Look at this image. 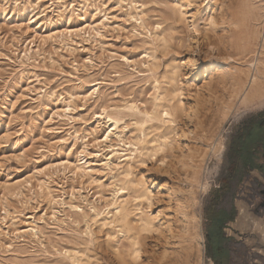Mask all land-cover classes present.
<instances>
[{"label": "rangeland", "instance_id": "rangeland-1", "mask_svg": "<svg viewBox=\"0 0 264 264\" xmlns=\"http://www.w3.org/2000/svg\"><path fill=\"white\" fill-rule=\"evenodd\" d=\"M263 30L264 0H0V264H179L197 230L192 264H264Z\"/></svg>", "mask_w": 264, "mask_h": 264}, {"label": "bare ground", "instance_id": "bare-ground-1", "mask_svg": "<svg viewBox=\"0 0 264 264\" xmlns=\"http://www.w3.org/2000/svg\"><path fill=\"white\" fill-rule=\"evenodd\" d=\"M188 2H190V1H188ZM184 16V15H183ZM215 17V16H214ZM221 17H223V15H221ZM254 19V18H253ZM215 21V20H214ZM213 21V22H214ZM212 22V23H213ZM157 28V27H156ZM264 31V30H263ZM261 39V38H260ZM260 41V40H259ZM228 43V42H227ZM231 58V57H230ZM254 63V62H253ZM196 64H197V60L196 59H189V60H187L186 62H185V65L190 69V68H192V67H195L196 66ZM220 65V61H212V62H210V64L209 65H206V66H204L205 67V72H208L209 70H215L216 69V66H219ZM197 66H199V65H197ZM188 68H187V70H188ZM252 69H253V67H252ZM189 71V70H188ZM199 72V71H198ZM264 73V72H263ZM220 75H221V79L222 80H225L226 81V79H229V80H231L233 83H237L238 84V88L240 89V88H242V86H243V84H244V81H242V80H239V81H237L236 80V78L234 77V76H227V74H226V72L225 71H221V73H220ZM262 76V77H261ZM219 79V78H218ZM227 82H228V80H227ZM247 82H248V84H247ZM209 83V82H208ZM212 83V82H211ZM226 83V82H225ZM222 84H224V83H222ZM228 84V83H227ZM247 84V88H246V91H245V93H244V95H243V98H242V102H243V104L247 107V108H253V107H260V106H264V77H263V75L261 74V72H260V70H258L257 69V71H255V72H251V74H249V76L247 77V80H246V83H245V85ZM245 89V88H244ZM96 90H97V88H94V92L93 93H95L96 92ZM94 95V94H93ZM161 96V95H160ZM233 97V96H232ZM156 98H158V96H156ZM195 100H193V102H194ZM226 101V100H225ZM193 102H190L191 104L193 103ZM196 102V101H195ZM201 103V102H200ZM196 104V103H195ZM198 104V103H197ZM200 105V104H199ZM197 106V105H196ZM195 106V107H196ZM191 107V106H190ZM194 107V106H193ZM195 107H194V109H195ZM200 108V107H199ZM223 108H225V110L226 109H230V106H229V104H225L224 105V107ZM193 109V110H194ZM194 111H196V110H194ZM190 112H192V109H191V111ZM189 112V113H190ZM198 112V111H197ZM164 113H165V115H167V116H169V117H171L172 115H173V111H172V107L171 106H169V107H166L165 108V111H164ZM181 113V112H180ZM193 113V112H192ZM199 113V112H198ZM222 113H224V112H222ZM193 114H196V113H193ZM221 114V113H220ZM190 115V114H189ZM200 115V114H199ZM222 115V114H221ZM198 116V115H197ZM195 117H196V115H195ZM200 117V116H199ZM109 119H112L113 120V123H112V125H113V128H112V130L111 131H113L114 129H116V124H117V122H116V120H114L113 118H111V117H109ZM200 119V118H199ZM198 121V120H197ZM193 127V126H192ZM188 130V129H187ZM180 131H182V130H180ZM189 132V131H188ZM111 135V132H109L107 135H106V138H108V136H110ZM184 136H186V135H184V132H183V134H181L180 135V137L182 138V137H184ZM187 137V136H186ZM185 138V137H184ZM186 139V138H185ZM187 140V139H186ZM215 141V140H214ZM214 143V142H213ZM138 143H133L132 145H133V149L131 150V152H136V151H140L141 152V150H140V148H139V146L140 145H137ZM190 144H191V142H190ZM188 143H185L184 145H183V148L184 149H188ZM213 145V144H212ZM180 146V145H179ZM191 146H192V144H191ZM225 147V145L223 144V142L222 141H220V140H218L217 142H215L214 143V145H213V151H215V152H217V151H222L223 150V148ZM176 148V147H175ZM190 148V147H189ZM193 149V148H192ZM195 150V149H194ZM212 150V149H211ZM155 151H156V149H155ZM158 151V150H157ZM196 151V150H195ZM195 151H193L192 150V152H195ZM191 152V153H192ZM190 153V152H189ZM194 154V153H193ZM192 154V155H193ZM208 155V154H207ZM132 156V155H131ZM194 156V155H193ZM221 156V155H220ZM190 157H191V155H190ZM189 157V158H190ZM196 157V156H195ZM110 158H112V157H109L108 159H110ZM132 158V157H131ZM192 158V157H191ZM190 158V160H192ZM126 159H129V157H125L123 160H126ZM193 161H195L196 162V160H194L193 159ZM107 164H109V162H107ZM130 164V163H129ZM194 164H196V163H194ZM193 164V165H194ZM186 165V164H185ZM196 166H198L197 164H196ZM191 167V166H190ZM193 167H195V166H192L191 168H193ZM189 168V167H188ZM190 168V169H191ZM195 168H197V167H195ZM189 169V171L191 172V170ZM194 169V168H193ZM192 172H193V177L194 178H197V176H198V174H199V170H192ZM188 173V172H187ZM189 176V175H188ZM207 185L208 184H204L203 185V189H205L206 190V188H208L207 187ZM161 186V185H160ZM202 186V185H201ZM134 191V190H133ZM193 191V190H192ZM192 191H190L189 190V192H191L192 193ZM194 192V191H193ZM142 195H144V196H146L148 199H149V197H150V195H149V193L148 192H142ZM119 196V195H118ZM114 202H113V211H114V214L115 215H119V214H122L123 213V211H124V209H125V202L124 201H121V200H118V199H115V200H113ZM138 203V202H137ZM145 208V207H144ZM163 214V213H162ZM183 215V214H182ZM184 215H186V213L184 214ZM185 217V216H184ZM115 218V217H114ZM151 218V217H150ZM251 217H250V215H249V213H248V211H242V215H241V218L239 219L240 220V224H242L244 227L245 226H247L248 224L250 225V229H251V225H253V228H254V232H255V235L258 237V239L260 240V243L262 244V245H264V224H263V222L262 221H260V220H257V219H251L252 220V222L250 223L249 222V219H250ZM122 219V218H121ZM164 219V218H163ZM124 221V220H123ZM164 225V224H163ZM162 225V226H163ZM175 225V224H174ZM152 226H153V223H152V220L151 219H146V220H144L143 221V224H142V227H143V229L144 230H149V229H151L152 228ZM184 228H186V227H184ZM163 229V228H162ZM165 229V228H164ZM172 229V228H171ZM171 229H170V231H171ZM181 229V228H180ZM187 230H188V228H186ZM35 230V228L34 227H31V228H29V230L28 231H34ZM173 230V229H172ZM182 230H183V228H182ZM197 230V229H196ZM165 231V230H164ZM195 231V230H194ZM152 233V232H151ZM177 234L178 232H171V234ZM165 235V234H164ZM186 235V234H185ZM172 236V235H171ZM191 236V235H190ZM186 238V237H185ZM192 238L193 239H195L196 240V242H194V244H196L197 243V246L195 245L194 246V248L196 247V250L195 251H197V254H195L197 257L196 258H194L195 256L193 255L192 256V249H193V240H192ZM182 240H184V239H182ZM186 241V240H185ZM174 242H177L176 240L174 241ZM183 243V242H182ZM176 244V243H175ZM177 246H178V244H176ZM183 245V244H182ZM179 246H180V244H179ZM180 249H181V247H180ZM182 249L184 250V252H183V256L181 257L182 258V260H181V258L179 259V261H177V262H180L179 264H192L191 263V261H192V257H193V259H195L196 261H194L195 263H198L199 261H201L202 259H203V236H202V233H201V231L199 230H197V232L193 235V236H191V238L190 239H188V237H187V244H185L184 246H182ZM194 250V249H193ZM138 249H136L135 248V250H134V252L135 253H138ZM175 256V255H174ZM74 260H75V258H73ZM73 260V261H74ZM202 263V262H201ZM79 264V263H78ZM208 264H214L213 263V261L212 260H210L209 262H208Z\"/></svg>", "mask_w": 264, "mask_h": 264}, {"label": "trees", "instance_id": "trees-1", "mask_svg": "<svg viewBox=\"0 0 264 264\" xmlns=\"http://www.w3.org/2000/svg\"><path fill=\"white\" fill-rule=\"evenodd\" d=\"M264 113V112H263ZM259 125L264 126V119L259 123ZM222 226L221 221L219 222L215 219L212 222V227L209 229L207 234L209 240V246L212 248L213 257L216 259V256L220 253H225L228 255V250L223 248L219 243V236H220V227ZM220 264H227L226 261Z\"/></svg>", "mask_w": 264, "mask_h": 264}]
</instances>
